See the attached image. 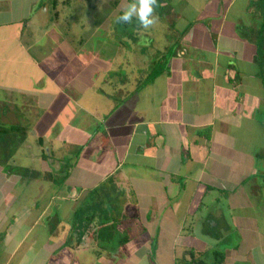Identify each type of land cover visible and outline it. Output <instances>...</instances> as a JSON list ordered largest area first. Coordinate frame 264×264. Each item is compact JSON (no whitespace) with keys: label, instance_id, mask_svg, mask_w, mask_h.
<instances>
[{"label":"crops","instance_id":"1","mask_svg":"<svg viewBox=\"0 0 264 264\" xmlns=\"http://www.w3.org/2000/svg\"><path fill=\"white\" fill-rule=\"evenodd\" d=\"M80 1L0 0V33L7 31L20 46L24 63H42L38 71L45 74L43 83L25 76L24 89L32 84L34 100L40 98V106L35 104L41 109L40 121L23 124L10 109L3 118L27 127L25 142L33 138L50 151L48 160L44 152L37 153L43 175L56 164L55 180L0 173V264H166L163 258L167 264H192L186 251H204L186 248V234H197L194 225L207 208L205 198L220 203L240 190L253 226L245 233L237 228L229 251L219 249L222 264L232 258L237 264H264V8L254 15L252 5L258 0H204L211 13L203 16L195 0H183L196 7L191 14L176 6L181 0H166L170 10L156 14L165 25L155 26L161 27L165 40L152 44L149 52L138 39V21L119 25L111 10L106 14L102 9L107 0H92L89 13L72 18ZM69 8L72 13L63 16ZM63 21L73 31V45L60 43L62 31L56 28H62ZM54 30L57 40L50 37ZM46 34L59 48L35 49ZM130 34L140 53L138 65L119 61L111 52L119 37ZM124 45L130 48L128 42ZM166 54L164 73L147 82L155 62ZM260 160L263 172L257 169ZM236 164L243 178L228 187L239 174L232 168ZM160 190L164 196L154 207L149 199ZM227 207L234 215L241 212L240 206ZM175 218L180 226L171 223ZM85 220L91 232L85 231L80 240L79 226ZM98 226L106 229L104 240L96 232ZM99 238L104 250L98 247ZM175 238V245L184 246L180 256L153 252ZM246 239L253 247L248 259H242L235 254ZM111 242L121 245L107 250ZM131 244L141 247L132 252ZM87 247L91 249L86 252Z\"/></svg>","mask_w":264,"mask_h":264},{"label":"rangeland","instance_id":"2","mask_svg":"<svg viewBox=\"0 0 264 264\" xmlns=\"http://www.w3.org/2000/svg\"><path fill=\"white\" fill-rule=\"evenodd\" d=\"M111 0H107V5L102 6V9L104 10V12H106V14H109L110 10L114 13L113 18L117 19V17L121 14L123 8L127 5V3L130 2V0H118L120 2V4L118 5H110L109 2ZM113 3H115L116 0H112ZM230 0H227L226 3H229ZM176 2V1H175ZM174 2V3H175ZM183 0L179 1V4L176 5L177 7L182 9L185 7L186 10V14H191L192 12L196 11L194 8L196 7H192V6H186L185 4H183ZM92 3V0H82L80 1V3L78 5H76L73 11V7L69 8L64 14L65 15H70L72 13V11L74 12L73 17L74 19L76 18H80L83 17L84 14L89 13V10L91 11V8L88 7L90 6V4ZM259 4H254L252 5L253 8V13L254 15L260 10V8H264V0H258ZM195 4L196 6L201 8V12L203 13V16H207L210 15L211 10L210 8L206 9L204 8V4L205 1L204 0H195ZM173 5V7H174ZM237 8L240 9V3H237ZM51 9H53L51 7ZM78 10V12H77ZM102 12V13H104ZM53 15H55V12L52 11ZM84 13V14H83ZM158 14V13H157ZM53 17V16H52ZM103 15L98 16V18H102ZM54 18V17H53ZM113 19V20H114ZM256 24H262V21L260 22L259 20H254ZM62 21L60 20V23ZM55 23V22H54ZM59 23V24H60ZM84 23L83 20L80 19V25H81V29L84 30V28L82 27V24ZM66 23L63 21V25L62 28L61 26H57V30H61V34H60V39H62V41H60V43L62 42H68L70 44L73 45V38H72V30H70L69 28H67V26L65 25ZM52 24H50L51 26ZM159 26H164L165 23L164 21L159 20V22L156 24ZM155 25V26H156ZM184 25H187V21L184 22ZM49 26V27H50ZM152 27V28H155ZM113 27L118 29V25L117 23L114 21V25ZM87 28H92L90 26H87ZM135 28V26H134ZM116 29V30H117ZM161 27H157L154 30L149 29L147 33H144V29H138L140 30L139 32V37L138 39H141V42L143 41L147 47L148 50L150 52L151 48L150 46L152 44H163L164 40H165V36H163L162 31L160 30ZM57 30H54L52 32V35L50 36L51 39H55L57 40L56 36L52 37L53 35H56L58 32ZM155 30H159V34L157 33V31ZM147 31V30H146ZM123 32H125V34H127L126 30H123ZM49 32H47L48 34ZM162 33V34H161ZM46 34V37L42 38L41 41H43V45H36L35 49H39L40 46H48V45H52V49H54L55 47L59 48V46L56 45V43L53 40H50L49 42V36ZM83 35H87L88 33H82ZM143 34H146L147 36H150L151 38L149 40H146L145 37H143ZM154 34V35H153ZM158 34V35H157ZM9 34L7 31H4L2 33H0V125H10L9 120H4L3 115L7 116L9 109L12 113L15 114V116L18 117V120H21L23 122V124H26L27 121H29V125L31 126H35L36 122H39L40 119H38L37 115H40L41 109L39 107H36L35 104H37L38 106H40V98L39 100H34L37 99L36 96L34 94H37L33 91H30L29 89L33 88L32 84L29 85L28 89H24L26 85V77L28 75H32V76H36V78H38V83H43L42 79L44 80V73L40 74L42 71L40 69V71H38V68L40 67V65L42 64H38L39 62H37L36 60H31L28 63H24L23 60V55H22V51L20 52V46L17 45L18 43L16 42V40L11 39V37H8ZM36 37V36H35ZM33 37V38H35ZM58 37V36H57ZM84 39L86 38L85 36L83 37ZM144 38V39H143ZM10 39V40H9ZM120 41L118 43H115L114 46L112 47V55L113 57H116L117 60L119 61H129L132 62L134 65H138V61L137 59L140 57V53L138 51H136L137 49L133 47V41H134V35L130 34L129 36L125 37H119ZM46 40L49 42V44H46ZM124 42H128L129 47L124 45ZM37 43V42H36ZM41 43V42H40ZM45 43V44H44ZM55 43V44H54ZM154 44V45H155ZM62 46H64L62 44ZM132 47V48H131ZM33 49V48H32ZM260 53L259 55L262 53L261 52V48L259 49ZM260 59H262L260 57ZM50 60V58H49ZM143 67V66H142ZM146 69L145 70H149L150 68V64H147L144 66ZM48 68L44 69L45 72H47ZM143 77V74H142ZM149 90L145 89L143 94L146 96L148 94ZM262 92V91H261ZM154 94V93H153ZM147 97H145L146 99ZM154 100L156 99V97L153 98ZM26 108H32L27 110ZM25 115V117H24ZM10 118V117H9ZM8 118V119H9ZM26 118H30V120L26 119ZM260 118V116H258V119ZM175 119H177V117H175ZM179 119V118H178ZM27 120V121H26ZM262 120V119H261ZM264 120V119H263ZM20 122V121H18ZM20 125V124H18ZM37 128V126H36ZM28 142H24L22 143V145L20 146V148L17 149L16 154L14 156V160L11 162L12 165L14 167H21V168H35L36 171H40V172H44V168H43V162H42V158L41 157H37V153L41 152L43 154V152H47L48 150L45 149L43 150L42 147H39L37 145V141L35 142V140L33 138L27 139ZM33 141V142H32ZM65 149V148H64ZM64 149H60L59 151H64ZM69 152H73L71 149L69 150ZM212 156L214 158H216V156L214 154H212ZM261 161V160H260ZM7 162V160H6ZM232 168L234 170L239 171V174L234 175L233 178L230 179V183L228 184V187H236L239 182H240V176L243 178L244 172L242 171V167L239 168L236 165H232ZM218 169V168H217ZM217 169L215 170V174H217ZM258 171H262L263 172V164L262 161L261 163L257 166ZM253 170V168H252ZM3 173H2V172ZM222 171V170H221ZM221 171L219 172L218 176H221ZM9 172V168L7 166L6 163H4V161L0 162V173L7 175ZM259 178V183L262 184V180H260L261 176L260 174L257 176ZM213 184H216L214 182H212ZM224 183H226V180L224 181ZM243 190H240L237 192V194H233L230 196H225L223 198L220 199V203H209L210 202V196H208L207 198H205V203L208 204L207 208H202L201 212L198 213V220L195 221V225H194V232L197 233L195 236H193L191 233L188 232V234H186V237L188 238V240L186 241V244L184 246H186V248L190 247V246H194L195 248L199 249L200 251H207L210 252L212 251V248L214 249L215 252L220 251L219 249H221L223 251V253L229 251V247L231 245V241L235 240L236 237H234V233L237 232V228H242L243 232L246 229L252 228L253 226V222L251 220V214H249L246 211V208L248 205L247 201L245 199V195L243 193ZM202 188L198 190V195L202 194ZM218 193V192H216ZM160 196L163 197L164 193L163 191L160 190V194L158 197L155 196V198H150V202H155L153 204L154 207H158L160 205V203H158L160 200ZM215 197V196H214ZM197 199L198 197L194 198V202H193V211H195V205L197 203ZM226 202L227 204H225L226 208L222 207V203ZM228 204H232V205H236L237 207L240 206L238 210H240L241 212L238 213V215H234L232 213H230L228 210L229 208L227 207ZM173 205V204H172ZM185 210V208L183 207L182 212ZM147 211V209L144 210V212ZM177 213V217L179 218L181 215H183V213ZM152 215V214H151ZM168 215V214H167ZM171 216V214H170ZM159 217V214L157 212H153V216L152 219L156 220ZM172 217V216H171ZM178 218L176 219H171V223L173 222V224H175L176 226H180L179 220ZM177 220V221H176ZM216 224L217 226L215 228H212L210 226V224ZM179 230V229H178ZM172 231L175 233L176 229H172ZM245 233V232H244ZM191 234V236H190ZM222 238V239H219ZM226 240V242L224 243V241ZM178 239L175 238L172 242H167L164 241L162 242L159 246H157V250H154L153 248V252L158 254V255H168V254H177V255H181L183 253L184 250V246L181 245H175ZM247 241V239L245 240V242ZM244 242V243H245ZM222 243V244H221ZM247 244H242L240 251L237 252L235 255L242 258V259H248L249 257V250L253 247V244L250 242H246ZM141 246H137V244H131L129 245V251L131 250L132 252L136 251L138 248H140ZM89 249H91L90 247H87L85 249V251H89ZM208 253L207 255L208 257V262L209 263H215V260L213 258V252ZM168 263V259L163 258L161 263ZM180 264H184V262L182 261ZM228 264H237V262H234V259L232 258V260L228 263Z\"/></svg>","mask_w":264,"mask_h":264},{"label":"trees","instance_id":"3","mask_svg":"<svg viewBox=\"0 0 264 264\" xmlns=\"http://www.w3.org/2000/svg\"><path fill=\"white\" fill-rule=\"evenodd\" d=\"M120 4V2L118 0L115 1V3L112 2V4L114 5H118ZM111 4V5H112ZM170 6H168L166 4V0H158L157 6L155 8V14H163L165 12H168L170 9ZM157 14V15H158ZM172 25L174 24V22H171ZM119 25H123V26H128L130 24H124V23H119ZM169 62V54L164 55L163 57H161L158 61L155 62L152 73L150 74L147 82H151L153 81L155 78H157L158 76H160L161 74L164 73L166 66ZM27 137V127H25L24 125L20 124H11L10 125H0V162L4 161V163L7 164L8 168H9V172L8 174H16L18 176H21L22 179H37L40 177H44L47 180H53L54 179V174L56 172V167L54 165H50V169L49 172L50 173H46V175H43V172L40 171H36L35 169H31V168H21V167H14L11 166L12 165V161L14 160V156L16 154V151L18 148H20V146L22 145V143L25 142ZM50 151L48 150V153ZM47 152L44 153V157L48 160L49 156ZM79 156V155H78ZM7 160V162H6ZM51 164V163H49ZM43 175V176H42ZM55 180V179H54ZM82 211H78L76 214L79 216V214H81ZM90 219L89 217L86 218V220ZM82 220V219H81ZM86 220L83 222V224H80V232L78 234V237L80 240L83 239L84 235H85V231L86 232H91V230L89 228H87L89 222H86ZM210 223V222H209ZM213 224H210V226H212ZM85 228H87L88 230H85ZM97 233H101L100 236L103 237V240L105 239L104 237L107 236V232L106 229L104 230V228H100L99 226L96 229ZM90 234V233H89ZM222 239V238H219ZM224 241V240H223ZM98 247H101V249L104 250V246L101 245V239H98ZM121 245V244H120ZM120 245L111 242L108 246H106L107 250H115L117 249ZM214 251V250H213ZM188 254H190V256L192 257V264H213V263H209L208 262V253L207 251L204 252H199V251H195V250H187L186 251ZM213 258L215 260L214 264H222L224 262V256H222V253L220 251L217 252H213Z\"/></svg>","mask_w":264,"mask_h":264},{"label":"clouds","instance_id":"4","mask_svg":"<svg viewBox=\"0 0 264 264\" xmlns=\"http://www.w3.org/2000/svg\"><path fill=\"white\" fill-rule=\"evenodd\" d=\"M157 3L158 0H130L116 22L131 24L135 19L142 29L149 30L159 22V17L155 14Z\"/></svg>","mask_w":264,"mask_h":264},{"label":"flooded vegetation","instance_id":"5","mask_svg":"<svg viewBox=\"0 0 264 264\" xmlns=\"http://www.w3.org/2000/svg\"><path fill=\"white\" fill-rule=\"evenodd\" d=\"M31 169H33V170H34L35 168H31Z\"/></svg>","mask_w":264,"mask_h":264}]
</instances>
